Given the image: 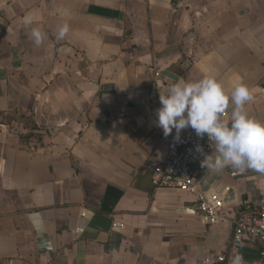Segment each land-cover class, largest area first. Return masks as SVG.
I'll return each mask as SVG.
<instances>
[{
    "label": "crops",
    "instance_id": "crops-1",
    "mask_svg": "<svg viewBox=\"0 0 264 264\" xmlns=\"http://www.w3.org/2000/svg\"><path fill=\"white\" fill-rule=\"evenodd\" d=\"M206 75L226 94L245 84L264 123V0H0V264H229L234 249L264 264L263 245L232 247L231 223L264 173L200 166L197 183L227 200L216 218L153 185L159 94Z\"/></svg>",
    "mask_w": 264,
    "mask_h": 264
},
{
    "label": "clouds",
    "instance_id": "clouds-1",
    "mask_svg": "<svg viewBox=\"0 0 264 264\" xmlns=\"http://www.w3.org/2000/svg\"><path fill=\"white\" fill-rule=\"evenodd\" d=\"M23 23L32 25V15L25 16ZM68 31L67 24L59 26L56 38L64 39ZM30 37L33 44L40 47L47 35L39 27H32ZM253 100L243 83L235 84L226 94L219 80L211 75L198 80H181L159 94L155 124L166 138L174 132V140H179L180 133L187 128L194 130L197 137L206 136L214 145V154L212 151L204 153L200 145L196 146V151L202 155L201 166L207 170L231 167L264 173V123L252 118L246 110V105ZM230 105V120L225 123L221 115ZM229 264H245L243 255L234 249Z\"/></svg>",
    "mask_w": 264,
    "mask_h": 264
},
{
    "label": "built area",
    "instance_id": "built-area-1",
    "mask_svg": "<svg viewBox=\"0 0 264 264\" xmlns=\"http://www.w3.org/2000/svg\"><path fill=\"white\" fill-rule=\"evenodd\" d=\"M166 146L163 162L153 172V185L158 189L176 190L192 195L195 198L197 211L208 218L223 217L227 200L219 192L205 189L196 181L198 168L201 166L202 155L196 151L200 145L204 153L210 154L213 144L207 137H197L194 130L188 131L179 140L173 135L162 137ZM255 210L245 207L231 220L232 247L238 248L245 244H261L264 246V195L256 202ZM264 262V250L260 252ZM200 264H228L224 252H209Z\"/></svg>",
    "mask_w": 264,
    "mask_h": 264
}]
</instances>
